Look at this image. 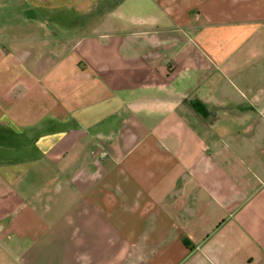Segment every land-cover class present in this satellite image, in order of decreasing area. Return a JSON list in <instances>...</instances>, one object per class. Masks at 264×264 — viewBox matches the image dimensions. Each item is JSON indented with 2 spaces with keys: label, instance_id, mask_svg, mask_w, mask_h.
I'll use <instances>...</instances> for the list:
<instances>
[{
  "label": "crops",
  "instance_id": "obj_1",
  "mask_svg": "<svg viewBox=\"0 0 264 264\" xmlns=\"http://www.w3.org/2000/svg\"><path fill=\"white\" fill-rule=\"evenodd\" d=\"M114 2L0 0V264H264V0Z\"/></svg>",
  "mask_w": 264,
  "mask_h": 264
},
{
  "label": "rangeland",
  "instance_id": "obj_2",
  "mask_svg": "<svg viewBox=\"0 0 264 264\" xmlns=\"http://www.w3.org/2000/svg\"><path fill=\"white\" fill-rule=\"evenodd\" d=\"M62 9L64 10V8H62ZM103 9H104L103 5L92 4V5H89V8L87 10L81 11L80 13L83 14V16H85V17H87L89 14L90 16L94 15V16L100 17V18L109 14L111 17H115L119 21H123L122 18H124L126 16H130V17L144 16V14L146 12L145 9H143L141 6L135 5L134 0H127V2H125V0H115L114 3L110 4L107 7L108 11H105ZM53 10H55V9H53ZM56 11H57V9H56ZM66 11H68V13H71L70 9H68ZM100 21L102 22V19ZM237 99L238 100H236V101L233 100V102H229L228 108L236 109V108L241 107L243 110H248L251 107L252 96H251L250 92L245 93V91H244V93L240 94L237 97ZM236 103H238V105H236ZM228 118H229V120L233 119V117H227V120H228ZM235 123H236V120L233 121V123L230 122V125H234ZM219 126H220V124H216V128ZM218 129L219 128H217L216 130H218ZM216 134L217 133H215L214 136H216Z\"/></svg>",
  "mask_w": 264,
  "mask_h": 264
},
{
  "label": "built area",
  "instance_id": "obj_3",
  "mask_svg": "<svg viewBox=\"0 0 264 264\" xmlns=\"http://www.w3.org/2000/svg\"><path fill=\"white\" fill-rule=\"evenodd\" d=\"M107 154V152L104 150V149H101L100 152H99V157L102 158L104 157L105 155Z\"/></svg>",
  "mask_w": 264,
  "mask_h": 264
}]
</instances>
